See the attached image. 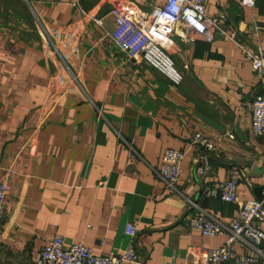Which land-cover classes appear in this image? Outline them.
<instances>
[{"label": "crops", "instance_id": "1", "mask_svg": "<svg viewBox=\"0 0 264 264\" xmlns=\"http://www.w3.org/2000/svg\"><path fill=\"white\" fill-rule=\"evenodd\" d=\"M163 1L0 0V177L9 183L0 264H36L56 234L117 253L131 241L128 222L141 264H200L225 235L190 226L188 199L229 221L236 203L208 189L232 167L245 169L239 198L260 197L264 139L252 131L251 103L264 73L240 44L264 56V0H209L207 14H226L233 38L207 42L178 24L163 51L183 72L180 85L112 38L115 5L143 22ZM195 132L217 149L191 145ZM170 147L186 150L177 191L158 175Z\"/></svg>", "mask_w": 264, "mask_h": 264}, {"label": "built area", "instance_id": "2", "mask_svg": "<svg viewBox=\"0 0 264 264\" xmlns=\"http://www.w3.org/2000/svg\"><path fill=\"white\" fill-rule=\"evenodd\" d=\"M208 2L209 0H164L143 22L134 16L132 10L117 4L111 11L115 25L113 41L130 58L142 56L173 84L180 85L184 74L163 51V47L169 43L170 36L178 24H185L207 42H212L217 32L222 36L233 38V34L226 27L228 21L226 14L210 17L207 14ZM255 3L256 0H242L244 6H254ZM94 21L103 25V20L100 18H94ZM240 46L246 58L250 60L253 72L263 74V54L242 44ZM251 105L252 131L256 137L264 139V91L254 96ZM229 136L234 138L232 134ZM190 143L208 151L217 149L213 140L202 132H195ZM185 154V149L170 147L165 149L162 155L158 175L166 187L174 191L178 190L181 164ZM208 168L206 162L199 167V171L204 174ZM243 171L244 168L232 167L230 173L218 185L208 189L210 195L236 203V214L229 221L214 217L197 201L188 199L193 208L188 217L190 226L205 235H225L222 245L201 251L200 264H222L232 257H235L232 264H264V183L260 197L241 200L238 196V187ZM8 191V181L0 177V232ZM125 233L131 238L128 245L117 253L109 254H97L82 242H69L62 234H56L42 247L35 257V262L36 264H141L140 253L133 243L137 235L136 224L128 222ZM241 244L252 246L255 253H236L237 246Z\"/></svg>", "mask_w": 264, "mask_h": 264}, {"label": "water", "instance_id": "3", "mask_svg": "<svg viewBox=\"0 0 264 264\" xmlns=\"http://www.w3.org/2000/svg\"><path fill=\"white\" fill-rule=\"evenodd\" d=\"M210 161H215V159H211ZM215 162H217V161H215ZM210 163V162H209Z\"/></svg>", "mask_w": 264, "mask_h": 264}]
</instances>
